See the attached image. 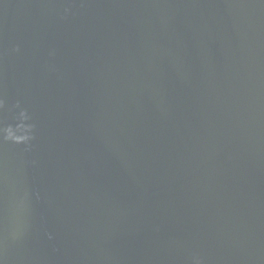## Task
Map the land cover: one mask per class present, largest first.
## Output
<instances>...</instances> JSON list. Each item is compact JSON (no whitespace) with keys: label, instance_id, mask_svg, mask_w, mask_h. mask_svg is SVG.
I'll return each mask as SVG.
<instances>
[{"label":"water","instance_id":"95a60500","mask_svg":"<svg viewBox=\"0 0 264 264\" xmlns=\"http://www.w3.org/2000/svg\"><path fill=\"white\" fill-rule=\"evenodd\" d=\"M0 98V264H264V0H0Z\"/></svg>","mask_w":264,"mask_h":264},{"label":"clouds","instance_id":"9594fccd","mask_svg":"<svg viewBox=\"0 0 264 264\" xmlns=\"http://www.w3.org/2000/svg\"><path fill=\"white\" fill-rule=\"evenodd\" d=\"M71 12V9L70 8H66L65 9V13L68 14ZM15 52H19L20 51V48L19 46H17L15 49H14ZM51 55H55L54 52L50 53ZM5 107V101L0 98V110H3ZM16 107H20L19 104L16 105ZM19 116L20 118H22L23 120H27L29 117H28V113L27 111H21L19 113ZM33 129H34V125H29L27 127V134H24V135H18L16 130L12 127V126H8L6 128H0V133L3 134V138L4 140L6 141H10V142H13L15 144H25V145H30L31 141L34 139V135H32V132H33ZM23 202L21 203V207H23ZM16 233L13 232V238L16 237ZM197 264H199V261H197Z\"/></svg>","mask_w":264,"mask_h":264}]
</instances>
